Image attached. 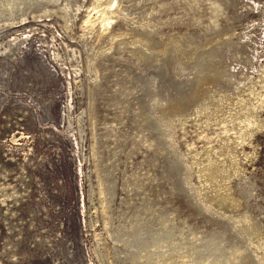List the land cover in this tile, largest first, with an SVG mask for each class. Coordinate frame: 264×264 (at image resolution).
<instances>
[{
    "label": "rangeland",
    "instance_id": "obj_1",
    "mask_svg": "<svg viewBox=\"0 0 264 264\" xmlns=\"http://www.w3.org/2000/svg\"><path fill=\"white\" fill-rule=\"evenodd\" d=\"M0 264H264V0H0Z\"/></svg>",
    "mask_w": 264,
    "mask_h": 264
},
{
    "label": "bare ground",
    "instance_id": "obj_2",
    "mask_svg": "<svg viewBox=\"0 0 264 264\" xmlns=\"http://www.w3.org/2000/svg\"><path fill=\"white\" fill-rule=\"evenodd\" d=\"M111 24L112 22L110 20H106L103 25L101 26L100 28V31H99V35L98 37L96 38V41L94 43H97L99 45H103L104 44V39L105 37L112 33V30H111ZM207 38V37H206ZM220 44V43H219ZM207 45V44H206ZM221 46V45H220ZM146 50V49H145ZM151 54V53H150ZM208 55V54H207ZM200 57V56H199ZM206 57V56H205ZM213 59V58H212ZM212 59H211V56L208 58V60L206 62H204V60H202L201 58H199L196 62V69L194 71V73L191 75V77L188 79V86H192L194 84V81L197 80V82L199 81L200 83V77L204 76V75H207L206 72H205V68L206 66L208 67V69L210 68H213L214 72L216 73L214 76L216 79L220 80L221 83H219V86L220 88H223L222 90L224 91H228V90H233V87L236 85V83L238 82V79L232 75H229L227 72L228 71H219L218 68H217V65L219 63H217L215 65V63L212 62ZM248 59V58H247ZM203 61V62H202ZM246 62V61H245ZM191 63V62H190ZM211 63V64H210ZM213 63V64H212ZM100 64V63H99ZM194 62H192L191 65H193ZM206 64V65H205ZM205 66V67H204ZM219 66V65H218ZM194 67V66H193ZM102 68V67H101ZM226 68V67H225ZM189 69V68H188ZM227 70V68H226ZM229 70V69H228ZM191 71V70H190ZM153 72V71H152ZM151 73V72H150ZM209 73V72H208ZM213 73V72H212ZM226 74V76H221L222 74ZM149 75V73H148ZM212 75V74H211ZM239 75V74H238ZM237 75V76H238ZM200 76V77H199ZM214 76L212 78H214ZM149 77V76H148ZM210 77V78H211ZM214 78V79H215ZM159 76L157 75V73H153L151 74V78L149 80V83H150V86L152 85L153 87L156 88V92L158 93L156 96L153 97V99L151 100V104L150 106H152V108L154 107V110L158 111L159 113L161 114H164L166 111H168L170 109V107L172 106L174 109H179L180 107V100L182 99L185 100L184 98V91H179V94H175L174 92L176 91L177 92V89H180V90H183V88H185V85H180L179 88L177 89H173V94H170L169 91H167V87H164L163 84H165V86H168L169 90L171 89L172 90V87H171V82L170 80H164L163 82H161L159 80ZM249 79L248 78V74L247 76L245 77V80ZM147 80V79H146ZM225 80V81H224ZM211 80H209L210 82ZM224 81V82H223ZM197 82H195L197 84ZM219 82V81H218ZM202 83V82H201ZM224 83V84H223ZM240 83V82H239ZM185 84V83H184ZM195 85V84H194ZM198 85V84H197ZM150 88V87H149ZM148 88V89H149ZM195 88V87H194ZM187 89V88H186ZM213 89V88H212ZM215 89V87H214ZM192 90V89H190ZM239 90V89H238ZM237 90V91H238ZM153 93V91H152ZM194 93V91L192 90V94ZM150 94V93H149ZM156 94V93H155ZM154 94V95H155ZM149 97H152V96H149ZM149 101V100H148ZM169 105V106H168ZM151 108V107H150ZM150 110V109H149ZM188 178V177H187ZM104 179V178H103ZM104 183V182H103ZM190 187V186H189ZM192 189V188H191ZM192 192V191H191Z\"/></svg>",
    "mask_w": 264,
    "mask_h": 264
}]
</instances>
